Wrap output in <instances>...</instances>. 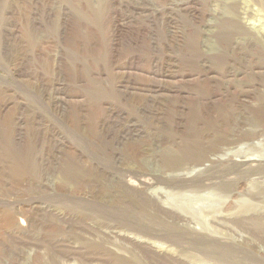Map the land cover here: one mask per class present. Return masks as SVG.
I'll return each mask as SVG.
<instances>
[{
    "label": "rangeland",
    "instance_id": "obj_1",
    "mask_svg": "<svg viewBox=\"0 0 264 264\" xmlns=\"http://www.w3.org/2000/svg\"><path fill=\"white\" fill-rule=\"evenodd\" d=\"M260 38L264 0H0V264H264Z\"/></svg>",
    "mask_w": 264,
    "mask_h": 264
},
{
    "label": "bare ground",
    "instance_id": "obj_2",
    "mask_svg": "<svg viewBox=\"0 0 264 264\" xmlns=\"http://www.w3.org/2000/svg\"><path fill=\"white\" fill-rule=\"evenodd\" d=\"M170 5V4H169ZM171 7H172V5H171ZM172 8H174V7H172ZM183 8V7H182ZM180 9H181V7H180ZM179 9V10H180ZM172 10V9H171ZM171 12V11H170ZM182 12V11H181ZM185 12V11H184ZM168 17L170 18V17H172V16H170V15H168ZM166 21V20H165ZM172 21V20H171ZM174 25V24H173ZM171 27V26H170ZM175 27V26H174ZM176 28H174V30H175ZM232 30H234L235 32L239 29V30H241L240 29V26L239 25H235L234 27H232L231 28ZM173 30V29H172ZM238 32V31H237ZM245 32V31H244ZM236 34H239V33H236ZM258 46L260 47V49H262V50H264V40L263 39H259L258 40ZM165 73V72H164ZM227 163V162H226Z\"/></svg>",
    "mask_w": 264,
    "mask_h": 264
}]
</instances>
